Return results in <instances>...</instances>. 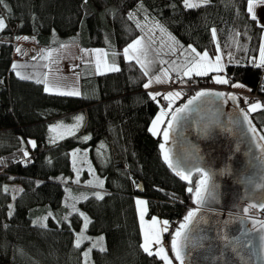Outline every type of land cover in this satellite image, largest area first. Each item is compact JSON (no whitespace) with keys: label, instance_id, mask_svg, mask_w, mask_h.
<instances>
[{"label":"trees","instance_id":"trees-1","mask_svg":"<svg viewBox=\"0 0 264 264\" xmlns=\"http://www.w3.org/2000/svg\"><path fill=\"white\" fill-rule=\"evenodd\" d=\"M4 5H0L6 24L0 31V264H85L83 252L100 241L97 237H103L107 250L93 248L87 264H162L141 247L135 197L147 199L149 218L169 221L163 240L172 256L171 234L195 207L187 188L195 185L200 173L192 174L190 185L165 163L162 134L149 132L159 106L143 87L147 81L143 70L127 61L122 51L141 36L139 21L155 19L183 46L211 56L219 51L226 57L229 83L214 84L211 75L184 78L182 102L201 91L196 87L231 93V85L238 82L247 93L255 92L264 69L256 66L264 28L251 19L247 0H210L193 9L185 8L182 0H4ZM24 37L43 48L72 42L104 48L114 52L120 70L82 77V97L48 94L42 84L20 79L12 71L13 41ZM254 58L252 67L249 60ZM247 93L248 103L259 102L249 101ZM259 95L264 99V87ZM83 110L82 133L53 142L51 123L68 121ZM245 111L264 135V105ZM77 155L84 159L78 161ZM100 181L103 187L98 186ZM140 183L142 192L137 188ZM96 193L104 198L97 200ZM255 213L264 220V211ZM84 217L89 221L86 230ZM82 232L84 239L76 248Z\"/></svg>","mask_w":264,"mask_h":264},{"label":"water","instance_id":"water-1","mask_svg":"<svg viewBox=\"0 0 264 264\" xmlns=\"http://www.w3.org/2000/svg\"><path fill=\"white\" fill-rule=\"evenodd\" d=\"M204 91L210 95L189 106L165 144L181 170L194 174L199 168L210 177L207 203L190 234L185 264H264V230L252 227L253 221L257 229L264 222L255 213L264 205V142L248 130L237 96L232 101L228 96L233 93ZM137 188L143 191L141 183Z\"/></svg>","mask_w":264,"mask_h":264},{"label":"snow or ice","instance_id":"snow-or-ice-1","mask_svg":"<svg viewBox=\"0 0 264 264\" xmlns=\"http://www.w3.org/2000/svg\"><path fill=\"white\" fill-rule=\"evenodd\" d=\"M86 3L87 0H84ZM210 2V0H199V2H194V0H182L183 6L187 9H193L201 7L202 5H207ZM0 5H4V0H0ZM264 5V0H247V12L251 14V19L253 21H258L261 24V27L264 28V17H258L255 9L258 6ZM7 7V5H4ZM129 19H132V16H129ZM6 27L5 21L3 18H0V31H2ZM213 38H215V30H212ZM23 39L27 40L28 37H24ZM61 47H66L65 45H62ZM191 53H194L195 56H193L191 59L186 58V63L183 67L182 75L184 77H189L194 74L195 76H203L206 75L208 71H223L222 66L220 65V56L215 57V63H212L209 60L208 53L204 52L203 54L197 52V50L194 47H190ZM19 52L20 49H17ZM87 55V53H85ZM47 57L52 56V52H47ZM101 53L97 52V56L99 57ZM104 56L107 55V53H103ZM123 55L126 60H135L137 64L141 65V68L143 69L144 75L147 76L148 70H147V51L142 46L141 39L134 40L131 44H129L124 50ZM141 57H144V59H141ZM257 67L264 66V46L260 48V63L256 65ZM17 66L14 64L13 69H15ZM106 71L111 72H118L120 69L119 67L112 65V66H105ZM96 71L98 74H103L101 72V63L100 60H97L96 64ZM19 76L20 74L17 73ZM164 80L161 79L160 76L155 77L156 83H164L167 79H170L168 76V72H163ZM21 79H24L25 77L20 76ZM46 79V78H45ZM39 83V81H37ZM215 83L217 84H228L229 81L227 79L216 77ZM152 84V81L150 80L148 83H145L143 87L145 89L149 88ZM232 87L239 88L244 87L243 85L239 83H235L231 85ZM46 92L51 91V89L48 87L47 83L45 84ZM56 94L62 95V96H79L80 93L78 91H57ZM158 95H162V99L164 101H167V105L162 107L160 109L159 114L155 117V119L152 121L151 127L149 131L152 133L153 136H157L162 134L164 143L160 144V149L163 153V158L165 163L168 165L169 168L173 169L175 174L180 177L181 180L187 181L190 185L193 184V181L191 179L192 173L185 172L181 170L176 164L172 162V158L169 155V151L165 148V144L169 141L170 132L174 130L175 123L181 118V115L186 113L189 110V106L192 105L196 100H199L202 97H206L210 95V93L206 91H200L197 92L196 95L188 100L187 104L183 107L176 108L173 110V101L175 98H179L181 96V93L178 91L168 92L167 94H161V93H149V96L152 100H156ZM217 97H223V93H216ZM228 99L235 101L237 97L235 95H229ZM261 108V104L259 102L253 103L249 106L248 112H254L257 109ZM167 119L166 118L169 117ZM84 117L83 115L75 117L76 124L68 129L70 133L74 134V131L80 126L82 123ZM244 120L248 122L249 128L248 130L253 133L254 137L259 135L256 132V129L252 126L251 121L248 119L247 113L244 114ZM163 127V131L161 133V127ZM61 127L60 125L54 126L50 129V131H55L56 128ZM85 140L90 139V137H85ZM259 140L264 141V135H259ZM32 146L35 147V143L32 142ZM260 147V145H258ZM262 151H264V148H262ZM25 156L28 155L27 152L24 153ZM75 155V153H73ZM197 172L200 173V179L195 182V185L193 187H188L187 191L191 194L192 203L196 205L195 209H190L187 214L183 218V222H181L176 228V230L171 234V240L169 243V248L172 253V256L170 257L168 255V251L163 247L162 242V233H168L169 232V221L164 220L160 221L157 217H152L150 221H145V214L147 211V202L141 199L136 200V204L139 206V220L141 225V230L143 233V243L141 244V247L145 253H147L149 256L155 255L157 258L162 260L164 264H173V260L178 261L179 264H185V256L187 253L185 252V249L187 248L189 242H190V234L193 230V227L196 223H198V213L200 212L201 208L207 203V197L209 192V174L204 172L202 169H197ZM99 187H103V181H100L98 184ZM7 191V189H5ZM95 198L97 200H102L104 197L100 193L95 194ZM252 208H256L257 205L253 204L251 205ZM260 210L264 211V205L260 206ZM245 214L248 213L249 209L245 208L243 210ZM83 216V213L80 214ZM47 219V217H45ZM84 225L83 228L86 230L88 227V218L84 217ZM256 221H253L252 227L254 230L260 231L264 230V222H260L259 229L256 228ZM41 227H46L45 224L41 223ZM83 237V232L80 233L77 236L75 247L80 248ZM103 240V237L100 238V241ZM261 240H264V236H261ZM100 241H97L92 244V247L88 250L83 252V256L85 257V264H87L89 255L93 248H96L99 245V251L104 252L107 249L100 244ZM157 245V250L153 252L152 246Z\"/></svg>","mask_w":264,"mask_h":264},{"label":"crops","instance_id":"crops-1","mask_svg":"<svg viewBox=\"0 0 264 264\" xmlns=\"http://www.w3.org/2000/svg\"><path fill=\"white\" fill-rule=\"evenodd\" d=\"M255 11H256L258 17H264V5L258 6L255 9ZM250 16H251V14H250ZM137 39H141L142 46L147 51L146 62L151 61L152 65L156 67V73L154 74V78L156 76H160L161 79L164 80L165 78L163 77V72L167 71L170 79L173 78L174 81L178 83L177 85H179L178 88L174 89V90L182 91L183 88L185 89V86H182V85H186V84H184L182 82V80L184 78H188V77L183 76L182 78H179V76H177L169 68H167L166 65L161 60V58L163 56H158V53L155 51V47L153 46V44L150 42H148V44L145 43V40L143 39V32H142L141 36H139ZM261 39H262V43H261V47H262V46H264V32L262 33ZM62 45H65L66 47H61ZM186 47H188V46H186ZM181 48H184L183 45H181ZM43 49H44V51L41 54L39 53L38 58L36 60H34L33 62L24 63V62L13 60L11 67H12L13 73L18 78H20V76H23V77H25L23 80H30V81H34V82L39 81V83L43 85L44 89H45V84L47 83V85L51 89V91H48V92L45 91V92L48 94H52V95H58V94H56L57 91H78L80 93L79 96H71V97H82V82H81L82 77H84L87 74L88 75L94 74L96 76H100V75H104V74H108V73H113L111 71L105 70L106 65L109 67L112 65H115L118 67L117 61H116L117 59H116V57L113 56V55H115L114 52L108 51L104 48H84V47H81L78 43L72 42V43H64V44H61V45L56 46V47L55 46L49 47V48L44 47ZM49 51L52 52V56L50 58L47 57V55H46L47 52H49ZM97 52L101 53V55L99 57L97 56ZM85 53H87V55ZM103 53H107V55L104 56ZM122 55H123V51H122ZM192 56H195V54L192 53L191 57ZM123 57H124V55H123ZM191 57H190V59H191ZM220 58H221V65L225 70V66H226V60L225 59H226V57L224 55H221ZM98 59L100 60L101 72H103V74H98L96 71V64H97ZM141 59H144V57H141ZM127 61H129V60H127ZM131 61L136 62L135 60H131ZM256 61H257V64L260 63V51H259V54L256 56ZM14 64L17 66L15 69H13ZM138 66L141 68L140 64H138ZM17 73H19L20 75L18 76ZM208 75L212 76L213 72H210V73H207L206 75L198 76V77H206ZM146 77H147V81H146V83H147L148 81H150V75L148 74ZM170 79H167L164 83H156L154 81V83H153L154 85H152L153 87L150 86L149 88H147V89L144 88V89L148 94L151 91H155L156 89H158V90L160 89V91H162V89L167 88V86L169 85ZM241 88H244V90H242ZM228 91L233 93L234 95L238 94V93H242V95L244 96V94H246L248 92V89L245 86L239 87L238 90H236L238 92H236V91L232 90V86H231ZM58 96H62V95H58ZM181 99H179L177 102H179ZM159 112H160V110L158 111L156 116L159 114ZM80 115H83V117H84L82 123L74 131V134L70 133L68 131V129L76 124L75 117L80 116ZM155 117H154V119H155ZM85 124H86V111H84V110L81 112H77V113L73 114L68 119V121L56 120V121L52 122L50 125V129L53 128L54 126H57V125L61 126V127L56 128L55 131H50L52 141L57 142V141H60L64 138H67V137H75V136L79 135L80 133H82ZM151 124H152V122H151ZM151 124L149 126V129L151 127ZM262 131H264V129ZM100 146H104V145L101 144ZM83 159H84L83 155H77L78 161H81ZM140 231H141V229H140ZM141 236H142V240H143L142 232H141ZM162 242H163V247L167 250L165 243H164V240H162ZM157 247H158L157 245L152 246L153 252H155L157 250ZM168 255H169V252H168ZM162 264H164L163 261H162ZM173 264H176V262L174 260H173Z\"/></svg>","mask_w":264,"mask_h":264},{"label":"rangeland","instance_id":"rangeland-1","mask_svg":"<svg viewBox=\"0 0 264 264\" xmlns=\"http://www.w3.org/2000/svg\"><path fill=\"white\" fill-rule=\"evenodd\" d=\"M194 2L198 3L199 0H194ZM132 18L137 21V18L135 17V15H132ZM139 23H140L139 24L140 28L142 29V32H143V39L145 40V43H147V44H148V42L152 43L153 46L155 47V51L158 53V56H163L162 58L161 57L160 58H161L162 62L166 65V67L169 68L174 74L179 76V78H182L183 77L182 71H183V67H184V65L186 63V58L190 59L191 54H192L191 50H190L191 46H188V47L183 46L184 48H181L182 44H180V42L170 32H168L160 24V22H158L155 19H152V20L147 19L146 21H142V22L139 21ZM263 32H264V30H263ZM261 43H262V41H261ZM43 51H44V49L41 48L40 54ZM203 53L204 52H201V54H203ZM221 55H223V54H221L218 51L214 56L208 55V57H209V60L212 63H215V57L216 56H220L221 57ZM16 61L29 63V62H33L34 60L26 62V61H22V60L17 59ZM146 63H147V70H148V73L150 75V80L152 81L151 87H153L152 85H154L153 83L155 81L154 74L156 73V67L152 65L151 61L150 62H146ZM219 63L221 65V58H220ZM210 72H213V75H212V79L213 80L212 81H213L214 84H217V83H215V78L218 77V76L221 77V78L226 79V77L224 75V68H223V71L217 72V71H211L210 70L207 73H210ZM193 76H195V75L193 74L191 77H193ZM170 80H172L175 83V86L178 88V86H179V85H177L178 83L175 82L173 78H171ZM170 80H169V82H170ZM236 83H238V82H236ZM239 84H241V83H239ZM217 85H224V84H217ZM182 86H184V85H182ZM241 89L244 90V88H241ZM232 90L236 91V90H238V88L232 87ZM173 91H178V92L181 93V91H179V90H174V89L170 90L168 88V86H167L166 89H162V91H160V89L159 90L156 89L155 91H151L150 93L167 94L168 92H173ZM236 92H238V91H236ZM238 94L239 95L237 97L239 98L241 103H243L244 108L246 110H248L249 106L251 104H253V103H248L247 98L245 97V95L243 96L242 93H238ZM181 98L183 99V94L182 93H181V96L179 98H175L174 99L173 106ZM182 99L179 101V103L181 102V104L184 102V101L182 102ZM155 101L157 102V104L159 106V110L162 107L166 106L167 103H168L167 101H164L162 99V95H158ZM181 104H179V106ZM137 199H141V200H144L146 202H147V199L143 198L142 196L135 197V206H136V211H137V217H138V220H139V206L136 204V200ZM146 207H147V205H146ZM147 210H148V208H147ZM157 218L161 222L164 221V220L160 219L159 217H157ZM150 219L151 218L148 217V212L146 211L145 221L148 222V221H150ZM139 223H140V220H139ZM83 225H84V223H83ZM139 227L141 229V225L140 224H139ZM141 232H142V230H141ZM163 234L164 233H162V240H163ZM142 235H143V233H142ZM97 238H101V237H97ZM103 241L104 240H102V245L104 246ZM97 247L99 248V246H97Z\"/></svg>","mask_w":264,"mask_h":264},{"label":"built area","instance_id":"built-area-1","mask_svg":"<svg viewBox=\"0 0 264 264\" xmlns=\"http://www.w3.org/2000/svg\"><path fill=\"white\" fill-rule=\"evenodd\" d=\"M17 49H20V51L18 52ZM40 49L41 46L33 42L30 38L27 40L22 39L18 41H13V60L16 61L17 59H19L26 62L36 60L39 56ZM249 65L253 67L255 65V59H250ZM263 87H264V69H262V74L259 80V84L257 86V90L252 93H247L248 100L259 101L261 102L262 105H264V99L259 95V92L263 89ZM168 88L170 90L177 89L175 83L172 80H170ZM196 88L201 91L206 89L199 87Z\"/></svg>","mask_w":264,"mask_h":264}]
</instances>
